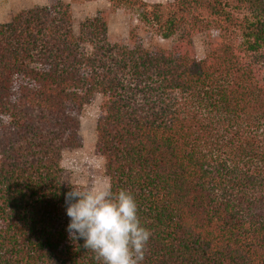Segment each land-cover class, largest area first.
I'll use <instances>...</instances> for the list:
<instances>
[{"label":"trees","instance_id":"1","mask_svg":"<svg viewBox=\"0 0 264 264\" xmlns=\"http://www.w3.org/2000/svg\"><path fill=\"white\" fill-rule=\"evenodd\" d=\"M108 1L175 42L111 43L102 13L75 34L61 1L0 24V264H100L69 239L60 164L96 96L95 154L152 233L142 264H264V0Z\"/></svg>","mask_w":264,"mask_h":264},{"label":"rangeland","instance_id":"2","mask_svg":"<svg viewBox=\"0 0 264 264\" xmlns=\"http://www.w3.org/2000/svg\"><path fill=\"white\" fill-rule=\"evenodd\" d=\"M56 1H61L70 6L75 34L79 24L88 18L95 17L98 13L104 14L107 22V36L111 43L127 42L128 35L134 33L143 47L169 48L175 38L163 40L150 27L138 20L136 10L113 8L108 0H0V24L7 22L13 15L21 10L33 6H48ZM146 4L166 3L172 0H142ZM212 35V36H210ZM215 32H201L195 34L192 43L198 59H202L208 52L210 38ZM101 97L96 96L91 104L85 106L80 117L81 147L67 150L61 158V167L64 180L73 186L103 187L109 184L104 174V160L95 154L96 142L95 124L99 114Z\"/></svg>","mask_w":264,"mask_h":264},{"label":"clouds","instance_id":"3","mask_svg":"<svg viewBox=\"0 0 264 264\" xmlns=\"http://www.w3.org/2000/svg\"><path fill=\"white\" fill-rule=\"evenodd\" d=\"M67 233L95 254L100 264H142L152 235L141 222L138 204L126 189L71 186L65 194Z\"/></svg>","mask_w":264,"mask_h":264}]
</instances>
